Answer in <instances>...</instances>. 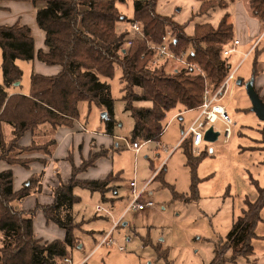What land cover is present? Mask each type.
Segmentation results:
<instances>
[{"label":"rangeland","instance_id":"obj_1","mask_svg":"<svg viewBox=\"0 0 264 264\" xmlns=\"http://www.w3.org/2000/svg\"><path fill=\"white\" fill-rule=\"evenodd\" d=\"M133 1H115L118 15L122 19L116 23V33L118 35L126 33L125 37L128 38L124 47H128L132 39L144 40L147 48L154 52L147 63L150 69L161 68L166 72H173L176 69L190 68L185 64L188 60L181 55L185 52L187 56L190 47L181 53H176L170 48V43L177 32L171 25L165 26L164 36L173 56L163 59L158 55L157 48L163 43L164 36L160 43H155L144 35L141 24L132 20ZM247 1L228 2L226 8L214 7L207 12H200V0H156L155 9L157 14L169 16L170 21L175 25L184 26V32L192 35L196 24L210 23L216 26L225 12L229 13L234 28L236 24H239L240 28L246 25L245 21H242L243 18H256L251 14ZM236 5H238V10L235 8ZM133 23L138 25L139 32L132 29ZM263 29L264 25H261L259 33ZM259 33L248 44L238 45V52L224 57L231 62L230 68L241 60L240 52L246 51L257 39ZM255 44H258L259 50L257 54L251 53L240 63L237 76L242 83L236 85L233 99L226 109L233 121L231 136L225 139L223 125L216 122L214 126L219 132L217 139L212 142L204 141L199 149L192 151L193 156L203 155L193 174L196 197L190 193L193 177L186 163L183 149L176 147L171 150L176 141L181 138L187 128L189 118L195 112L173 118L165 128L164 136L158 141L149 140L135 156L134 152L125 146L124 141V139L129 142L132 140L133 118L129 111L124 109V102L121 100L123 94V84L120 80L121 69L115 66L112 76L100 77L101 81L109 85L110 94L114 100L115 123L112 134L117 140L109 138L110 141L114 140L111 143L113 147L110 151L107 148L109 154L107 153L104 156L105 160L97 165H107L114 172H119L120 181L110 183V190L105 192V199L98 191H90L80 186L73 188V193L78 197L73 205V214L75 220L80 222L74 230L79 245L68 254L73 264L80 263L84 258H87L85 264H214L217 251L219 252L218 258H221L220 264H264V200L257 202L256 235L251 239L252 255L247 258L237 256L233 259L231 248H227V236L234 221L248 209L246 199L255 203L259 198L260 189L264 188V149L259 142L261 141L259 131L264 123L251 111V103L245 91V83L249 78L251 79L255 57L259 62L258 69L264 72V33ZM180 58H183L184 62L180 61ZM16 63L23 72L19 87L20 93H23V90L29 88L30 64H27L26 60H16ZM191 64L192 74H205L197 63L191 62ZM134 92L142 94L143 90L135 88ZM180 109L182 110L181 107L176 106L167 111L164 125ZM78 111V119H74L69 127L61 126L54 129L45 124L37 126L32 131L24 132L16 142V148L8 152V157L22 159L28 163L27 167L19 163L9 164L5 160H0V171L6 169L12 171L13 189L29 192L30 196L28 195L21 201H15L14 207L25 210L36 209L32 220L33 231L42 242L61 238L64 233L54 224L45 221L41 205L52 201L53 190L60 181L65 182L69 178L72 165L81 161L75 147V136L69 134L70 136L63 140L59 137L56 145L55 138L58 135L57 132L60 131L58 128L74 133L75 129L84 126L88 130L87 133L79 130L77 132L87 138L91 148L95 145L93 137L96 142L100 138L108 140L105 136L102 137L106 129L105 119L101 116L103 112L101 107L95 104L88 106L86 102H80ZM44 127H48L51 132H46ZM56 129L58 131L56 135L54 134V138L53 131ZM88 132H100V134H89ZM0 134L5 145L8 146V141L13 137L12 126L1 121ZM30 138V144L23 145ZM136 141L144 142L142 139H136ZM32 143H34L32 148L44 145L50 154H46L45 148V152L22 151L24 147ZM116 143L119 146L115 149ZM89 147H86V153L82 155L87 156ZM7 148L10 149V147ZM97 149L96 152L104 151L103 147ZM93 152L91 149L89 153ZM66 153V158H63ZM52 155L53 159H51ZM72 157L74 162L71 160ZM160 161V167L164 166L162 174L149 183L140 197L143 200H151L154 206L144 211L126 210L132 197L128 182L135 179L137 188H140L155 175L152 176V173ZM152 163L154 167L151 169L150 164ZM91 167L79 172L78 176L84 179H98L99 177H94L97 176L96 169ZM161 181H163V186L160 185ZM178 194H183L184 198ZM97 206L101 207L100 211L96 210ZM115 220H118V223L113 226ZM108 231H111L112 244H100L103 235Z\"/></svg>","mask_w":264,"mask_h":264},{"label":"trees","instance_id":"obj_2","mask_svg":"<svg viewBox=\"0 0 264 264\" xmlns=\"http://www.w3.org/2000/svg\"><path fill=\"white\" fill-rule=\"evenodd\" d=\"M8 1L44 2L36 10V22L44 31V44L47 47V51L39 49L35 53L34 40L26 25L18 22L0 25V122L11 125L13 132L8 146L0 134V160L9 164L19 163L27 167L28 163L22 159L8 157V152L16 148V142L24 132L45 124L54 129L71 126V122L79 117L80 102L101 107L107 114L105 133L112 134L115 123L114 100L109 85L101 81L100 77L112 76L115 66L121 69V100L124 102V109L133 118L131 141L142 139L144 142L158 141L165 127L167 111L176 106L182 110L196 108L202 102L205 82L215 88L230 69L227 59L221 55L223 46L234 35L233 24L227 12L221 16L216 26L210 23L196 24L193 34L187 35L184 26L175 25L169 16L157 14L156 0L133 1L132 20L141 24L144 35L150 41L160 43L165 35V26L171 25L177 32L170 48L181 53L190 47L186 59L198 64L205 73L201 75L192 74L191 68L176 69L173 72H166L161 68L150 69L147 63L154 52L147 48L142 39H132L131 44L124 47L128 39L125 37L126 33L118 35L115 30L116 23L122 20L115 6L117 0ZM200 1L199 11L207 12L214 7L226 8L228 2L236 0ZM248 7L251 14L264 23V0H248ZM35 56L45 64L61 66V71L52 76L32 72L27 93H20L19 90L11 92V88L20 87L15 82H20L22 76V70L15 61H31ZM258 72L255 61L252 64V78ZM135 88L142 89L143 93H135ZM260 98L263 100L261 96ZM138 102L141 103L136 105ZM259 132L264 149V125ZM33 146L34 143L24 147L22 151H44L45 148L44 145L37 148H32ZM179 147L183 149L193 177L203 155L193 156L190 137L184 139ZM45 149L46 154H50ZM106 154L105 149L93 152L80 165H72L69 178L65 182L60 181L53 190L52 201L41 205L45 221L54 224L64 233L62 239L50 242H42L35 236L32 220L36 209L14 207L15 201L25 199L29 192L13 189V174L10 169L0 171V264H63L61 259L79 245L74 230L80 222L75 220L73 214V205L78 197L73 193V188L80 186L98 191L105 199L110 183L120 181L118 173L115 176L109 173L104 178L95 180L77 177L79 172L86 170ZM163 170L164 166L154 175L153 180ZM194 180L193 177L190 193L196 197ZM160 185L163 186V181ZM178 195L183 197V194ZM263 200L264 188L260 189L258 200L255 203L247 202L248 209L234 221L227 236V248L232 250L231 258H247L252 254L251 239L256 235L258 218L257 202ZM218 256L217 251L214 264L221 263Z\"/></svg>","mask_w":264,"mask_h":264},{"label":"crops","instance_id":"obj_3","mask_svg":"<svg viewBox=\"0 0 264 264\" xmlns=\"http://www.w3.org/2000/svg\"><path fill=\"white\" fill-rule=\"evenodd\" d=\"M237 1V0H236ZM247 3H248V1H247ZM44 5V2L43 1H37L36 3H32L31 1H18V2H16V1H8V0H2V1H0V25H12V24H14V23H16V22H18V23H20V24H22V25H26V26H28L29 27V29H30V31H31V35H32V37H33V40H34V51H35V53L39 50V49H42L43 51H47V47L45 46V44H44V31L38 26V24H37V22H36V10H37V8L38 7H41V6H43ZM237 10H238V5H236V7H235ZM228 13V12H227ZM229 14V13H228ZM229 20H230V15H229ZM242 21H245V23L244 24H246V25H242L241 26V28H240V26H239V24H236L237 26H236V28H234V24H233V22L230 20V22L233 24V39L235 38V39H239V41H240V44L242 43V44H244V43H246V44H248L250 41H251V39H253L254 37H256V34H258L259 33V28H260V26L261 25H264L262 22H260L258 19H256V18H252V17H246V18H243V20ZM242 28H244L243 30H242ZM248 30V31H247ZM243 33V34H242ZM264 33V29L259 33V35L257 36V39L254 41V43L253 44H255L256 42H257V40L259 39V37L262 35ZM239 44V45H240ZM253 44H250V46L247 48V50L246 51H244V52H240L241 53V55H242V58H241V60H239V62L238 63H236L235 65H234V67L233 68H230L231 70H234L235 71V75H236V77H237V81H236V84H234L233 86H232V88H231V90H230V92L223 98V100H222V102H223V105L225 106V108L227 109V106L229 105V103H230V101L233 99V96H234V92H235V88H236V85H238V84H241V83H238V81H240V78L237 76V72H238V70H239V66H240V63L244 60V58H247L251 53H256L257 54V52H258V50H259V47H258V44H256V46H255V51L253 52V51H251L247 56H245L244 57V54L249 50V48L253 45ZM0 51H1V49H0ZM236 52H238V49H237V51ZM262 54V52L260 53V55ZM257 62V69H258V60H257V58L255 57V59H254V62ZM16 62V61H15ZM228 62V61H227ZM17 64V63H16ZM27 64H30V74L32 73V72H34V73H38V74H41V75H45V76H52V75H56V74H58L60 71H61V66H59V65H48V64H45L44 62H41V61H39L37 58H36V56L31 60V61H28V63ZM228 64H229V66H231L232 64H231V62H228ZM18 66V65H17ZM19 68H20V66H18ZM21 70H22V68H20ZM259 70V72H258V74L255 76V78H252V72H251V79L253 80V86H254V89L257 91L258 90V94H259V96H261L262 98H263V102H264V72L259 68L258 69ZM23 73V72H22ZM248 80H250V78L248 79ZM247 80V81H248ZM19 84H20V82H19ZM29 87V86H28ZM27 89H29V88H27ZM16 90L18 91V90H20L19 88H11V92H16ZM27 91L28 90H23V93H27ZM246 91V90H245ZM251 103V102H250ZM114 112V111H113ZM190 112H195V114L194 115H192L190 118H189V122H188V125L192 122V120L195 118V116H196V114H197V110L196 109H190V110H179L177 113H175L170 119H169V121L167 122V123H165V127H164V129H163V131H162V133H161V135H160V137H159V139H161V137L162 136H164V130H165V128L168 126V124L170 123V121L171 120H173V118H175L176 116H182L183 114H185V113H190ZM257 117V116H256ZM264 123V122H263ZM80 124V123H79ZM221 124V123H220ZM187 125V126H188ZM215 125V124H214ZM233 125V124H232ZM214 128H215V126H214ZM58 129H60V131H58ZM58 129H56V130H54L53 131V135L55 134L56 135V132L58 133V135H56V138H55V135H54V138H55V140H57V142H56V145H57V143L59 142L58 141V138L59 137H61L60 139L61 140H63V139H65V138H68L70 135L69 134H71L72 136H75L76 137V149H77V153L80 155V159H81V161L83 160V159H85V158H87V156H88V154H90L89 152L91 151V149L94 151V152H96V150H98L97 148H100V147H103L105 150H107V153H108V149H109V151L112 149V147H113V144H111V143H113L114 142V140L116 139V137H115V135L114 134H107V133H103V135H102V137H106L108 140H106V139H102V138H100V139H97V142H96V139L93 137V139H94V144L95 145H93L94 147L93 148H91V147H89V145L91 146V144H90V142H88L87 141V138L86 137H83L82 135H80L79 134V132H77L78 130L79 131H83V132H86L87 133V129L83 126V127H81V128H79V129H75V131H74V133H70V131L69 130H65L64 128H58ZM44 130L46 131V132H51V131H49V129H48V127H44ZM215 131H216V129H215ZM55 132V133H54ZM112 132H113V130H112ZM89 133V132H88ZM89 134H100V132H98V133H89ZM231 134H232V131H231ZM46 136V135H45ZM261 136V135H260ZM112 138V139H114V140H112V141H110V139L109 138ZM84 138H85V141H84ZM92 138V137H91ZM91 140V139H90ZM117 140V139H116ZM180 141V139H178L177 141H176V143L173 145V147L171 148V150H173V149H176V147L178 148L179 147V143H181V142H179ZM30 142H31V138L29 139V141L28 142H26V143H23V145H27V144H30ZM84 142V143H83ZM148 141H146V142H141L142 143V146H141V148L147 143ZM260 142V141H259ZM87 143H89V144H87ZM261 143V142H260ZM262 144V143H261ZM178 145V146H177ZM89 147L88 149H87V156H84V154L86 153V147ZM117 146H119V144L118 143H116L115 144V149H116V147ZM161 146H162V144H161ZM72 147H73V145H72ZM108 148V149H107ZM141 148H140V150H141ZM129 149V148H128ZM131 150V149H130ZM140 150H139V152H140ZM133 152V151H132ZM139 152L136 154V155H138L139 154ZM82 153H84L83 155H82ZM52 154H53V152H52ZM72 154H73V151H72ZM109 154V153H108ZM135 154V153H134ZM66 155H67V153L65 154V156L63 157V158H66ZM107 155V154H106ZM106 155H104V156H106ZM135 155V156H136ZM104 156H102V157H100V158H98L91 166V168H93V169H96L95 170V173H96V175L97 176H94V177H99L98 179H102V178H104L107 174H109V173H118L119 174V172H114L113 171V169L111 168V167H107V165H102V166H98L97 164H100L99 162H102V160H105L104 159ZM52 157V158H51ZM50 158L51 159H53V155L51 156ZM73 157L71 158V160H72V162H74L73 161ZM66 160H70V159H66ZM65 160V161H66ZM81 161H79L77 164H75V166H78L80 163H81ZM51 163V162H50ZM105 164V163H104ZM160 165H161V161L158 163V167H156L155 169H154V171H153V173H152V176L154 175V174H156L159 170H161V169H163V166H161L160 167ZM44 167H45V165L43 166V169H44ZM150 167H151V169L154 167V163H152V164H150ZM100 168V169H99ZM158 170V171H157ZM43 173H44V171H42ZM79 175V174H78ZM77 175V177L79 178V179H84V178H80L79 176ZM99 175V176H98ZM119 177H120V175H119ZM154 177V176H153ZM152 177V178H153ZM149 179L147 182H151L153 179ZM96 178H90V180H95ZM136 182V181H135ZM146 182V183H147ZM129 183V182H128ZM146 183H144L140 188H137V183H136V188L137 189H141ZM149 183H148V185H149ZM147 185V186H148ZM128 188H129V186H128ZM30 196V195H29ZM26 199V198H25ZM245 202H249L247 199H246V201ZM250 203H252V202H250ZM22 209V208H21ZM147 209V208H146ZM146 209H144V210H146ZM144 210H141V211H144ZM137 211H139V210H137ZM118 222V220H115L114 221V225L113 226H115V224ZM46 224H48V223H46ZM117 225V224H116ZM256 227V226H255ZM108 232H110V234H111V231H108ZM108 232H106V233H108ZM105 233V234H106ZM105 234L103 235V237L105 236ZM110 234H109V237H110ZM255 234H256V232H255ZM38 237V236H37ZM102 237V238H103ZM63 238V236L61 237V238H56V239H62ZM52 240H54V239H52ZM112 240V239H111ZM47 241V240H46ZM48 241H50V240H48ZM101 241V240H100ZM100 243V242H99ZM252 248H253V246H252ZM253 251V250H252ZM253 253V252H252ZM252 255V254H251ZM83 260H85V262H84V264L86 263V260H87V258H84V259H82V261Z\"/></svg>","mask_w":264,"mask_h":264},{"label":"built area","instance_id":"obj_4","mask_svg":"<svg viewBox=\"0 0 264 264\" xmlns=\"http://www.w3.org/2000/svg\"><path fill=\"white\" fill-rule=\"evenodd\" d=\"M131 27L134 31L139 32V27L136 23H133ZM165 40L166 37L164 36L163 43L160 44V46L157 48L158 55L163 59L173 56ZM239 44H240L239 39L234 38L230 40L228 43H226L223 46L221 55L223 57H227L231 53L236 52L237 46ZM255 46L256 44H253L249 48V50L244 54V57L247 56L251 51H253L255 49ZM181 55L183 58L185 57V60H187L185 52H183ZM183 58H180V61L184 62ZM185 64L187 65V67H190L192 69L191 62L185 61ZM236 81H237V77L235 75V71L229 69L226 75L224 76V78L215 88L211 87L209 83L205 82L203 95H202V102L199 106L194 108L197 110V114L195 118L192 120V122L187 126L186 130L183 132L179 142H182L187 137H190L192 148L199 149V147L205 141L203 137L205 130L208 129L209 127H212L213 130H215L214 124L216 122H220L223 125V135L225 139H228L231 136V126L233 124V121L228 116L222 100L230 92L232 86L236 84ZM124 141H125V146L131 149L135 153V155L139 152L142 146V143L138 141L129 142L126 139H124ZM148 183L149 182H147L141 189H137L135 179L129 181L128 186L132 197L126 210L134 209L141 211L146 208H151L154 206L151 200H143L140 198L142 193L146 189ZM96 210L100 211L101 207L97 206ZM109 234L110 232L105 234V236L101 239L100 244L103 243L112 244V240L110 239ZM61 262L63 264H73L72 258L68 256L62 258ZM84 262L85 260L81 261L78 264H84Z\"/></svg>","mask_w":264,"mask_h":264},{"label":"water","instance_id":"obj_5","mask_svg":"<svg viewBox=\"0 0 264 264\" xmlns=\"http://www.w3.org/2000/svg\"><path fill=\"white\" fill-rule=\"evenodd\" d=\"M240 83V81H238ZM19 82H15V85L17 86ZM245 90L246 94L251 102V111L257 116V118L264 122V102L260 98L259 94L257 91L254 89L253 86V80L250 79L245 83ZM101 116L106 119L107 114L105 111L101 113ZM219 135L218 131L213 130L212 127H209L208 129L205 130L204 132V140L205 141H215Z\"/></svg>","mask_w":264,"mask_h":264}]
</instances>
